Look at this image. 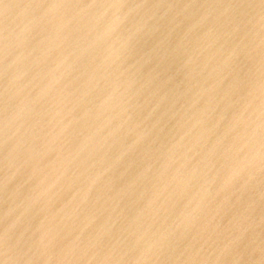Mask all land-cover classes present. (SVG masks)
Masks as SVG:
<instances>
[{"label": "water", "instance_id": "1", "mask_svg": "<svg viewBox=\"0 0 264 264\" xmlns=\"http://www.w3.org/2000/svg\"><path fill=\"white\" fill-rule=\"evenodd\" d=\"M14 155L69 176L3 177L0 264H264V0H0ZM133 157L152 186L49 185Z\"/></svg>", "mask_w": 264, "mask_h": 264}, {"label": "bare ground", "instance_id": "2", "mask_svg": "<svg viewBox=\"0 0 264 264\" xmlns=\"http://www.w3.org/2000/svg\"><path fill=\"white\" fill-rule=\"evenodd\" d=\"M17 155L12 156L10 159L6 161H0V183L3 182V177L10 180V177H7L11 173H15V175L20 176L17 179H14L15 185L20 184L23 186H31L30 183H35L36 180H49V181H55L57 175H63V176H69L68 168L70 167L69 164H59L56 163L55 160H51L49 158L45 159V164L36 165L32 162L26 163L22 159L16 157ZM117 164H120L119 161H116ZM147 162V161H145ZM144 160H140L139 158H132L128 161L126 164V167L128 168L127 171L123 174H120L116 168L113 167L112 163L110 162H104L99 163L93 168L86 167V169H92V171H83L79 175L73 174V170L70 169V175L77 177L79 180H61L60 182H50L49 185H53L56 183L58 186L56 188V193L61 194L60 191L68 186L69 184H81V186H99V187H112L117 186L120 184V180L123 178L124 181L121 183H127L128 185H137L138 183H149L152 186L154 184V181L151 178L159 177L160 173H157L154 171V169L146 166L144 163ZM124 165L125 164H121ZM22 168L19 172H14V169ZM171 170L162 172L163 174H167ZM20 174V175H19ZM21 177H23L21 179ZM5 183H9V181H6ZM12 182H10L11 184ZM67 193V192H65ZM108 191H105L101 193V198H104L101 202H105L108 204V206L113 204V197L111 196L110 199H106V194ZM33 199L28 205L26 209V213H28V219L33 220L37 219L35 214L38 215H44L42 213H39L36 211L33 201H34V194ZM48 197L51 198L49 193L47 194ZM54 197V194H53ZM41 201H43L44 205H49L51 203L48 198H41ZM7 212H4L3 215L7 218L6 220H13L17 218L20 215V212L18 211V207H9L6 208ZM49 210H53L55 212L60 211L58 206L55 204L50 205ZM103 210V206L101 207V211ZM41 212L42 210L39 209ZM100 211V212H101ZM8 213V214H6ZM102 220V219H101ZM106 222V221H105ZM29 221L26 220V224H28ZM104 223V222H103ZM12 230V227L9 229Z\"/></svg>", "mask_w": 264, "mask_h": 264}]
</instances>
